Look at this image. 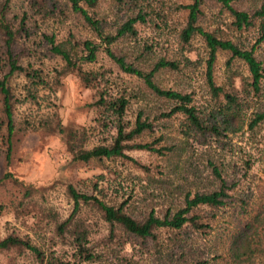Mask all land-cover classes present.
<instances>
[{
  "label": "rangeland",
  "instance_id": "374dc122",
  "mask_svg": "<svg viewBox=\"0 0 264 264\" xmlns=\"http://www.w3.org/2000/svg\"><path fill=\"white\" fill-rule=\"evenodd\" d=\"M3 1L0 0V5ZM43 2L46 20L39 18L38 29L34 23H29L25 29L30 36L21 32L13 45L23 65L32 62L51 76H55V70L65 67L60 57L49 52L42 36L44 32L56 34L58 41L73 32L79 42H96L100 45L98 60L83 64V68L106 73L114 95L125 96L130 101L125 119L132 128L140 114L153 127L129 144H152L157 149L170 147L172 151L161 156L146 150H127V156L139 162L142 168L125 158L78 163L74 162L64 135L30 131L16 133L11 161H7V145L0 137V241L11 235L18 236L29 240L45 255L55 250L58 256L74 264H264V251L242 262L232 252L238 248L236 240L246 226L256 225L255 217L264 211V122L254 130L249 128L253 113L264 112V77L260 94H252L248 99L242 121L236 128L238 131L224 132L221 136H203L197 132L185 135L182 115L162 117L170 112L173 103L154 95L141 79L124 73L108 56L103 40L74 14L70 4L61 0H40ZM263 3L264 0H239L234 6L253 14ZM52 4L56 6L54 14ZM191 4V0H128L127 4L119 6L112 0H100L97 7L84 8L97 14L98 19H106L109 23L106 29L112 32L129 16L140 11L146 14L147 21L137 26V37L118 40L111 46L112 51L125 57L129 64L145 70H150L162 58L181 62L180 71L164 70L157 74V83L167 90L192 94L197 106L211 109L215 101L206 82L207 44L200 35L192 38L191 45L185 46L181 40L188 22L186 7ZM33 11L30 0H13L8 18L18 26L22 16L31 15ZM197 24L244 49L254 47L264 69V42L257 44L258 26L237 31L230 11L216 0H204ZM185 58L192 64L186 67ZM249 78V69L243 61L232 59L227 51L218 52L215 80L225 92L233 91L232 86L242 91ZM62 82L60 90L50 93L51 98L42 103L45 111L49 110L46 107L51 102L58 109L64 126L86 128L87 148L111 143L115 130L102 129L96 120L97 110L92 107L96 91L87 88L76 72L64 75ZM25 83L22 75L11 80L17 98L15 120L18 124L30 111V103L25 101ZM44 94L49 95L48 92ZM162 136L164 139L160 140ZM214 166L231 188V201L220 208L196 209L194 214L201 215L211 229L203 233L186 225L179 232L178 241L170 240L174 236L168 230H160L156 241L137 238L118 226L112 230L96 207L82 204L81 210L76 212L69 190L72 186L79 193L95 196L110 205L125 203V210L140 220L151 213L164 217L185 207L187 194L208 193L220 188L213 173ZM6 175L12 177L6 178ZM29 189H34L33 193L26 196ZM55 216L56 220H51ZM69 219L68 231L60 235L57 224ZM76 225L89 226L92 232V250L99 256L93 262L85 263L79 256L75 257L77 250L72 245V233ZM0 264L42 262L32 251L14 247L0 250Z\"/></svg>",
  "mask_w": 264,
  "mask_h": 264
},
{
  "label": "trees",
  "instance_id": "16d2710c",
  "mask_svg": "<svg viewBox=\"0 0 264 264\" xmlns=\"http://www.w3.org/2000/svg\"><path fill=\"white\" fill-rule=\"evenodd\" d=\"M13 0H5L0 5V137L7 145L6 159L11 161L13 153V139L16 133L30 131L39 132L46 131L50 134L64 135L68 141L69 151L73 154L74 162L90 163L97 160L104 162L117 158L129 159L137 167L143 166L136 160L130 158L125 153L127 150H146L153 153H158L161 156L167 155L172 151V148L165 147L157 149L152 144L133 143L137 137L152 131L153 127L147 121L143 120V114H140L135 127L126 121L125 116L130 101L125 96H115L111 83L106 80V73H100L94 70H86L83 68L85 63H95L98 60L100 45L91 40L79 42L73 32H70L68 37L62 41H58L56 34L43 33V39L48 46L51 54H54L62 59L65 63L63 70H55V76H51L42 67H35L32 62L28 65H23L18 56L14 53L13 45L17 42V37L21 32L26 33L29 37L30 33L25 28L29 23H34L36 29L39 26V18L46 20V15L43 13L44 3L40 0H30L33 13L31 15L24 14L20 19L18 26L15 25L12 19L8 18L10 5ZM66 4H70L74 14H78L86 26L103 40L107 46L105 51L108 56L113 59L120 69L129 75L136 76L144 81L146 87L154 95L166 99L173 103L170 112L162 117L172 118L175 115L184 117V127L182 131L185 135L190 133H201L203 136L213 134L221 136L224 132L238 131L236 129L242 121V113L248 105V99L251 95H259L262 89V80L264 77V69L261 61L255 55L254 47L247 50L231 40L218 38L215 34L206 31L199 26L198 20L201 14V7L204 0H191L193 4L186 7L188 10L187 27L181 33L183 44L191 45V40L195 35H200L207 44L209 49V59L207 61L206 82L211 91L215 104L211 109L201 108L197 106L192 94L179 91L167 90L159 86L156 81L157 74L164 70L180 71L181 62L169 61L165 58L155 62L150 70H145L129 64L125 57L116 55L111 46L118 40L126 37H137L139 24L145 23L147 15L139 12L137 15H131L122 25H117L115 32L111 29H106L109 25L107 20L98 19L97 14H91L89 10L84 8L87 6L93 9L98 6L100 0H61ZM116 5L122 6L128 3V0H112ZM222 3L227 8L233 17V26L237 31H247L258 26V43L264 42V3L253 14L248 11H243L234 6L235 1L239 0H216ZM53 5V4H52ZM55 7L53 5L52 14ZM42 14V16H39ZM15 18V21H18ZM227 51L231 54L232 59L243 61L250 72L249 81L243 86L242 91L225 92L223 87L217 85L215 80V64L218 57V52ZM80 52L82 55H80ZM86 54V55H85ZM187 67L192 62L184 59ZM76 72L80 80L87 88L96 91V101L92 107L97 110L98 125H101L105 131L115 130L116 135L113 136L112 142L108 144H98L92 148H87L88 130L84 127L81 129L67 128L59 115L58 109L51 102L47 105L48 111L42 105L44 101L50 99L52 94L56 93L63 86V76L69 73ZM16 75H22L25 78L24 90L26 92L25 101L30 103L29 112L21 124L15 120V105L17 102L16 94L14 93L11 80ZM49 95H42V93ZM244 94L245 96H241ZM264 122V112L253 113L249 128L254 130ZM162 136L160 140H163ZM159 140V141H160ZM213 173L216 180L220 182V188L208 193H196L194 195L187 194L185 197V207L179 209L176 213H167L164 217L156 216L151 213L147 218L140 220L130 215L123 203L120 206L110 205L104 200L95 196H89L79 193L74 187L70 186V194L75 200V210L80 211L82 204H88L96 207L103 215V219L108 223L112 230L116 226L123 228L128 234L137 238L147 240L151 238L156 241L160 230H168L174 236L170 240L178 241L181 231L186 225H191L196 231L207 233L211 226L203 221L201 215L194 211L201 207L220 208L226 206L231 201V190L225 178H223L218 167H213ZM12 175H6V178H11ZM24 184H22L23 186ZM28 188H30L28 186ZM30 190V189H29ZM30 190L26 196L33 193ZM49 219V218H48ZM56 220V216L51 220ZM254 223L246 226L239 238L236 240L238 248L232 249L235 257L239 262L245 259L252 258L256 253L264 251V211L259 212L255 217ZM71 219L63 223H58L56 228L60 235H64L69 229ZM72 245L77 250L78 256L83 262L89 263L95 261L99 256L93 252L91 246L92 232L89 226L76 225L73 231ZM255 243V246L253 245ZM235 246V247H236ZM25 248L36 254L42 264H74L71 260H66L57 255L53 250L49 255L31 244L29 240L22 239L18 236H9L0 241V250H10L11 248Z\"/></svg>",
  "mask_w": 264,
  "mask_h": 264
}]
</instances>
